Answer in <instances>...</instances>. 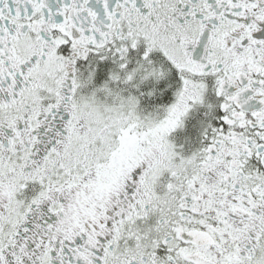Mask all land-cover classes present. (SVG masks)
Segmentation results:
<instances>
[{
	"label": "snow or ice",
	"instance_id": "snow-or-ice-1",
	"mask_svg": "<svg viewBox=\"0 0 264 264\" xmlns=\"http://www.w3.org/2000/svg\"><path fill=\"white\" fill-rule=\"evenodd\" d=\"M0 264H264V0H0Z\"/></svg>",
	"mask_w": 264,
	"mask_h": 264
}]
</instances>
